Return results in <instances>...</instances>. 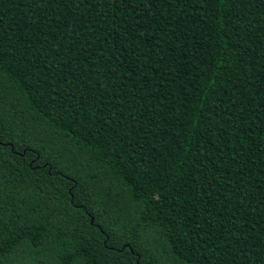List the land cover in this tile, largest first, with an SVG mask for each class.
<instances>
[{
  "label": "trees",
  "instance_id": "16d2710c",
  "mask_svg": "<svg viewBox=\"0 0 264 264\" xmlns=\"http://www.w3.org/2000/svg\"><path fill=\"white\" fill-rule=\"evenodd\" d=\"M0 264H264V0H0Z\"/></svg>",
  "mask_w": 264,
  "mask_h": 264
}]
</instances>
